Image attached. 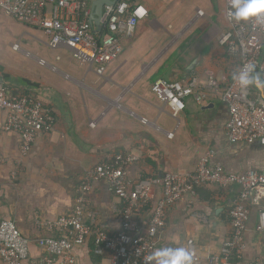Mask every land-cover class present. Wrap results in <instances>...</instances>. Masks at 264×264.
I'll return each instance as SVG.
<instances>
[{
	"label": "crops",
	"instance_id": "obj_1",
	"mask_svg": "<svg viewBox=\"0 0 264 264\" xmlns=\"http://www.w3.org/2000/svg\"><path fill=\"white\" fill-rule=\"evenodd\" d=\"M130 1L145 6L149 17L132 38L123 39V53L103 76L71 48L51 47L40 28L14 18L17 23L11 22L15 38L12 50L1 54L0 81L11 95L32 93L55 119L54 130L40 135L24 157L19 135L3 129L6 113L0 111V222H13L30 241L32 259L50 257L36 241L53 235L45 228L49 221L74 211L90 169L119 154L137 159L127 168L130 188L143 178L194 172L210 151L212 165L222 164L230 173L264 169V147L232 144L226 134L230 112L221 95L239 62L219 45L228 31L225 0ZM211 76L218 89L202 104L187 98L176 117L151 90L157 80L206 83ZM251 96L264 105V88L252 87ZM238 191L208 184L196 190L192 208L185 203L168 208L157 248H185L192 238L207 264V257L219 254L230 237L229 215ZM151 196L142 224L162 196L161 185L153 186ZM90 202L95 226L118 232L123 206L104 182L93 184ZM248 206L242 264H264V235L256 232L264 199L253 198ZM72 253L76 264L108 262L107 254H95L92 238Z\"/></svg>",
	"mask_w": 264,
	"mask_h": 264
},
{
	"label": "built area",
	"instance_id": "obj_2",
	"mask_svg": "<svg viewBox=\"0 0 264 264\" xmlns=\"http://www.w3.org/2000/svg\"><path fill=\"white\" fill-rule=\"evenodd\" d=\"M95 0H0V10L24 24L40 28L50 38L53 48L66 46L75 55L90 63L95 72L103 76L108 67L123 53V39L132 38L139 24L149 17L147 8L130 0H117L104 6L99 25L90 22ZM226 14L229 0H225ZM228 31L219 39L229 56L239 62V69L249 62L264 79V26L235 25L227 19ZM203 17L202 12L198 13ZM252 38L259 43L251 44ZM15 48H18L16 45ZM218 89L213 76L206 83L190 79L186 83L157 80L152 93L168 107L173 117L185 108V100L193 98L202 104ZM252 87L241 92L234 81H229L221 97L228 105L230 120L227 138L235 145L259 144L264 147V105L253 99ZM0 111L6 113L3 129L19 135L21 153L30 155L37 139L54 130L51 112L30 95H11L0 81ZM94 126V124H93ZM214 152L200 161L194 172L166 173L161 178H143L132 188L127 168L137 159L133 155H117L111 163H101L90 169L86 181L78 189L77 206L67 216L49 221L45 228L52 236L39 238L36 244L50 256L32 259L30 241L19 232L13 222H0V261L3 264H76L72 251L92 238L94 252L107 254L106 264H145V257L157 249L159 237L166 225V210L185 203L192 208L196 190L208 184L221 188L238 187V198L230 211L231 234L219 254L207 257V264H242L246 248V233L251 217L248 203L251 199H264V169L249 170L244 174L228 172L222 164L212 165ZM95 182H104L121 202L120 230L109 233L94 224L90 194ZM161 185L162 196L154 204L148 222L141 217L151 200L152 188ZM205 222L207 217L195 215ZM257 234L264 235V208L258 213ZM167 247H177L168 245ZM193 256V264H204L194 239L185 245ZM93 264H105L96 261ZM250 264H261L258 261Z\"/></svg>",
	"mask_w": 264,
	"mask_h": 264
},
{
	"label": "clouds",
	"instance_id": "obj_3",
	"mask_svg": "<svg viewBox=\"0 0 264 264\" xmlns=\"http://www.w3.org/2000/svg\"><path fill=\"white\" fill-rule=\"evenodd\" d=\"M226 15L235 25L264 26V0H229ZM232 79L242 93L250 87L264 88V79L251 62L244 64ZM145 264H193V256L184 247H161L145 257Z\"/></svg>",
	"mask_w": 264,
	"mask_h": 264
},
{
	"label": "rangeland",
	"instance_id": "obj_4",
	"mask_svg": "<svg viewBox=\"0 0 264 264\" xmlns=\"http://www.w3.org/2000/svg\"><path fill=\"white\" fill-rule=\"evenodd\" d=\"M14 21L15 20H13V18H9L0 10V58L1 54H4V52H10L12 50V42L14 40L13 38H15L13 36Z\"/></svg>",
	"mask_w": 264,
	"mask_h": 264
},
{
	"label": "water",
	"instance_id": "obj_5",
	"mask_svg": "<svg viewBox=\"0 0 264 264\" xmlns=\"http://www.w3.org/2000/svg\"><path fill=\"white\" fill-rule=\"evenodd\" d=\"M116 1L117 0H95L92 4L90 22H92L96 26L99 25L103 7L113 5Z\"/></svg>",
	"mask_w": 264,
	"mask_h": 264
},
{
	"label": "trees",
	"instance_id": "obj_6",
	"mask_svg": "<svg viewBox=\"0 0 264 264\" xmlns=\"http://www.w3.org/2000/svg\"><path fill=\"white\" fill-rule=\"evenodd\" d=\"M31 82V81H30ZM32 83V82H31ZM33 84V83H32ZM17 95H30V96H33V94L32 93H30V92H23V93H18Z\"/></svg>",
	"mask_w": 264,
	"mask_h": 264
}]
</instances>
